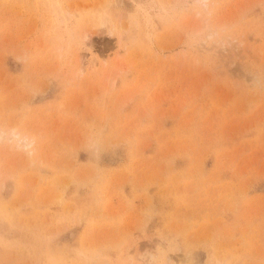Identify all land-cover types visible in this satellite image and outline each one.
<instances>
[{"label": "rangeland", "instance_id": "rangeland-1", "mask_svg": "<svg viewBox=\"0 0 264 264\" xmlns=\"http://www.w3.org/2000/svg\"><path fill=\"white\" fill-rule=\"evenodd\" d=\"M171 2L0 0V117L43 162L0 151V264H264V0L207 44Z\"/></svg>", "mask_w": 264, "mask_h": 264}, {"label": "clouds", "instance_id": "clouds-1", "mask_svg": "<svg viewBox=\"0 0 264 264\" xmlns=\"http://www.w3.org/2000/svg\"><path fill=\"white\" fill-rule=\"evenodd\" d=\"M167 9L177 19L187 22L189 38H198L199 43L207 44L222 38L227 31L218 19L220 5L216 0H172ZM27 55L23 58L26 62ZM42 135L28 127L22 118L15 120L0 117V151L11 152L23 159L31 169L42 168ZM93 152L98 145L89 143ZM127 264H168L159 250L144 252L129 259Z\"/></svg>", "mask_w": 264, "mask_h": 264}]
</instances>
